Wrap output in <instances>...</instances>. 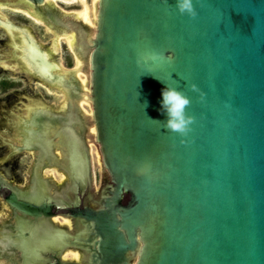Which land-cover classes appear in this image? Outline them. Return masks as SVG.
<instances>
[{"label": "water", "instance_id": "95a60500", "mask_svg": "<svg viewBox=\"0 0 264 264\" xmlns=\"http://www.w3.org/2000/svg\"><path fill=\"white\" fill-rule=\"evenodd\" d=\"M194 7L189 17L175 0H97L81 58L103 184L93 192L87 140L77 183L73 134L64 132L69 162L52 156L74 198L54 188L50 201L35 203L12 184L5 198L16 219L21 212L40 225L64 215L84 228L64 246L86 257L55 256L56 264H264V0ZM165 85L191 98L194 119L183 137L164 126ZM62 208L69 215L55 213ZM4 237L0 257L6 249L11 260L21 249Z\"/></svg>", "mask_w": 264, "mask_h": 264}, {"label": "flooded vegetation", "instance_id": "af4514ba", "mask_svg": "<svg viewBox=\"0 0 264 264\" xmlns=\"http://www.w3.org/2000/svg\"><path fill=\"white\" fill-rule=\"evenodd\" d=\"M55 1L56 0H0V33L2 35L0 38V166L5 165L16 171V168H20L26 164L25 157L21 158L20 155H24V153L31 155L33 156L30 163L31 180H33V177L34 180L36 179V176L34 175L35 168L41 167V172H43L44 166L54 167V165H57L52 155L59 156L62 165H66V162H69L68 147L63 146V142H61L64 141L65 138L59 136V134L52 137L56 144L51 148L49 155H47V145L45 142H42L44 140L42 136L45 134L43 133L41 118H52L55 124L61 126V128L69 125L72 131L67 129V127L60 131L63 133L65 132V135L67 136L66 139L69 138L68 136L70 133L79 137L81 143L77 142L76 145L83 149V142L86 140V130L87 135L93 133L88 130L89 128L87 125L91 113L89 114L82 109L83 103L85 101L89 102V88L88 90L86 88L88 80L86 83H83L77 76V73L81 68L84 70V65H79L77 66L78 68L68 70L63 68L57 61L61 35L68 36V47L76 50L80 57L82 52L85 51L83 47V38L89 26L86 22H82L81 19L85 20L86 8L84 6L80 13L66 12L60 8L58 3L61 5H70L75 1ZM5 11L14 14L17 17L30 19L33 22H42L46 26L49 34L47 47L39 42L41 40L37 37L36 33L30 26L6 15ZM37 43L40 44L37 45ZM42 52L50 62H54L58 65L54 70L55 72L62 73L64 78L73 77V79L68 81L67 84L53 81L56 75L55 72L51 71L52 63H48L47 61L43 62L46 70H44V67L39 70V66L30 62L33 59H35V63H37V61L40 62V60L42 61ZM31 55H34V57ZM46 71L47 74H45ZM42 73H44L43 76ZM40 88H43L46 91L61 93L63 100L58 108H48V106L43 104L39 92ZM31 127L38 130V136L37 132L32 133L33 130H31ZM80 144H82V146ZM58 145L63 147L65 151L64 156L61 155L60 151L57 153ZM85 145L90 149L88 144L85 143ZM5 147L9 152L5 158H1L4 155ZM43 155L45 158L42 160ZM56 170L59 173H62L63 171V169L59 171L55 168V171ZM39 171L40 170L38 169L37 172L39 173ZM16 176L19 175L17 174ZM42 178L48 183L53 182L51 177H44L43 174ZM39 179H41L40 175ZM65 181H67L66 177L64 182L61 181L57 187H54L56 193L60 196L62 195L63 198L67 197L65 194ZM11 184L12 182L8 181L0 173V196L4 202H6L5 198L11 193ZM32 186L33 185H29L24 188L25 191H28ZM50 188L52 190V184L50 185ZM70 195L71 198H74L73 193ZM79 208H82V204L79 205ZM59 211L69 215L70 209L62 208L56 210L55 213L57 214ZM17 215L19 217H24L21 212H18ZM53 219L54 217H52L51 223L49 224H40V228L44 229L48 226L50 228L60 227L68 230L65 225L58 226ZM6 227H10L16 232L15 223L8 224ZM80 231H82V229H80ZM73 232L70 233L75 234V231ZM4 235L5 233H2L3 237ZM67 244L68 243H66V245ZM60 245H62V243ZM60 245L49 252H44V260L51 256L50 264H56L54 257L58 256L59 258H62L61 253L69 248H66L63 245L60 247ZM59 249H61L60 253H58ZM6 252L7 251L2 253V257L7 256L8 253ZM18 252L20 253L19 259L23 261L22 252L20 250ZM76 255L79 259L85 257V254L81 251Z\"/></svg>", "mask_w": 264, "mask_h": 264}, {"label": "rangeland", "instance_id": "374dc122", "mask_svg": "<svg viewBox=\"0 0 264 264\" xmlns=\"http://www.w3.org/2000/svg\"><path fill=\"white\" fill-rule=\"evenodd\" d=\"M72 1H75V2L70 5H61L60 3L58 4L60 8L63 9L64 11L74 12V13H80V11L85 6L86 8L85 20L86 21L82 19L81 21L86 22L88 26L94 25L95 23L94 3L96 0H71L69 2H72ZM5 12H6L5 13L6 15L11 16L13 19L20 20L21 22L30 26L32 30H34V32L36 33L37 37L41 40V41L39 40L38 41L41 42L43 46L47 47L48 42H49V34H48L46 26L42 22L41 23L33 22L30 19L17 17L14 14L7 13V11ZM36 21H39V20H36ZM48 30H49V26H48ZM1 37L2 35L0 33V38ZM67 37L68 36L66 35H61L60 47H59L60 49L57 55V61L60 63V65L63 68H66L68 70H73L74 68H78L77 66L83 65V59L79 56L76 50H73L72 48L68 47ZM88 37L89 39L91 38L90 35ZM88 37H87V40H88ZM70 49H72L73 51ZM31 56L34 57V55H31ZM42 56H43L42 61L40 60V62L37 61V63H35L34 61L35 59H33L30 62L32 64H36V66H39V70H41L42 67H44V70H46L45 69L46 67L44 66L43 62L47 61L48 63H52L51 71L55 72L54 70L56 69L55 68L56 64L54 62H50V60L45 56L43 52H42ZM43 74L44 73H42V76ZM45 74H47V71L45 72ZM55 75H56L55 77L56 79L54 78V80L53 79L51 80L59 82V83L67 84L68 81H71L73 79V77L64 78L63 74L60 72H55ZM77 76L78 78H80V80L83 83H86L88 80L87 79L88 71L83 70V68H81V70H79V72L77 73ZM86 88L88 90V86ZM39 92L41 94V101H43V104L45 106H48V108H53V109L58 108L59 104L63 100V97L60 92L55 93L51 91H46L43 88H40ZM84 103H83L82 109L90 114L91 109L88 106L89 102L85 101ZM88 121H87V125L89 124ZM41 124L43 127V133L45 134L42 136L44 139V140L42 139L43 140L42 142L46 143L47 145L46 150L48 152L47 155H49L51 148L54 147L56 144L52 137L60 133L62 134L63 132L60 131L61 129H65L66 127L67 129H70V131H72V129L70 128L69 125L65 126L64 128H61V126H58L55 124L52 118H45V117L41 118ZM88 128L90 132H94L93 124H89ZM31 130H33L32 133L37 132V136H38V130H35L33 127H31ZM86 140L89 141L88 145L90 147L89 152L91 154V164H92V171H93V192L95 193L97 192V190H99V188L103 184L101 162L99 160L100 154L98 151V146L95 145L93 142L94 141L93 138L87 135ZM67 142L72 145L71 149L69 150L70 162H71L69 168H70L72 176L76 177L77 183L81 184L83 181L82 178L84 177V171H85L84 170L85 164L83 165L85 161V152L83 148L76 145L77 142L81 143L80 138L76 137V135H73L71 139L67 140ZM80 145L82 146V144ZM59 151L60 150L57 149V153ZM8 152H9L8 149L5 147L4 155L1 158H5ZM20 157L21 158L25 157L26 164H24L20 168H16V171L13 168L5 166V165L0 166V173L8 181L12 182L13 185L21 189H24L31 184L30 183L31 181L30 163H31L33 156L24 153V155L22 154L20 155ZM44 158L45 156L43 155L42 160ZM54 167L58 169L59 171L62 170L57 165H54ZM54 167L44 166L43 172H41V169H42L41 167L35 168L34 175L35 176L36 174L38 176L40 175V178L43 181H41V179H38L39 180L38 184L37 185L34 184V187L30 188L28 191L18 190L17 191L18 196L28 199L30 201H33L35 203L41 202V201H50L52 199V195L54 194L53 193L54 186L52 185L53 188L51 190L50 184L42 178V174L44 175V177H51V180L54 182L53 184H55L56 186L61 181L64 182L65 177H66L64 170L62 172L65 175L57 172V170L55 171ZM38 169L40 170L39 173L37 172ZM17 174L19 176H16ZM36 180H37V177H36ZM15 217L16 216L11 215L10 206L6 202H4L2 197L0 196V236H2L3 232L7 233L6 236L9 237V240L11 241V243L17 244L19 246V248L21 249L22 255H23L22 264H36L40 262V260L44 259V256H43L44 252L46 251L49 252L50 250H53L54 248L59 247L61 243L63 246L64 244L66 245L67 240H70V241L74 240L75 236H72L73 234H71L70 232H73V231L76 232L78 227L80 228V226L72 223L71 216H64V215L53 216L54 217L53 221L58 226L65 225L70 232L60 227L50 228L46 226L44 229L40 228L39 223L35 220V218H32V217H27V218L19 217L18 219H16ZM11 223L12 224L15 223L16 232H14L12 228H10L11 226L6 227V225L8 226V224H11ZM82 231L80 230L77 231L78 232L77 234L79 235L80 233H82ZM85 238L88 239L87 236H85ZM88 243L91 244L90 241L88 242V240H85L84 244H88ZM0 244H2L0 245V249L6 247L5 240H3V236L0 237ZM62 245H60V247ZM6 253L9 254L11 252L7 251ZM77 253H79L78 249L67 248L61 253V257L63 259L79 260V258H77V255H76ZM19 254H20L19 252L14 253L11 256V258H13V260H16L18 263H21V260L19 259ZM0 264H13V262L9 260V257L4 256L0 258Z\"/></svg>", "mask_w": 264, "mask_h": 264}, {"label": "clouds", "instance_id": "9594fccd", "mask_svg": "<svg viewBox=\"0 0 264 264\" xmlns=\"http://www.w3.org/2000/svg\"><path fill=\"white\" fill-rule=\"evenodd\" d=\"M176 9L180 14L189 17L196 16L194 0H175ZM195 85L192 88L195 89ZM191 98L175 86L165 85L161 88L160 105L166 114L164 126L171 132L181 134L183 137L189 130L193 122V117L186 112Z\"/></svg>", "mask_w": 264, "mask_h": 264}, {"label": "bare ground", "instance_id": "6f19581e", "mask_svg": "<svg viewBox=\"0 0 264 264\" xmlns=\"http://www.w3.org/2000/svg\"><path fill=\"white\" fill-rule=\"evenodd\" d=\"M96 3H97V1H95V3H94V9H95V10H94V15H95V18H96V14H95V12H96L95 4H96ZM39 44H40V43H37V45H39ZM42 50H43V49H42ZM55 64H56V63H55ZM56 67H58L57 64H56ZM56 67H55V68H56ZM88 96H89V95H88ZM89 100H90V98H89ZM94 131H95V128H94ZM91 134H92V133H91ZM99 160H100V157H99ZM62 173H63V172H62ZM64 173H65V171H64ZM64 173H63V174H64ZM66 178H67V177H66ZM52 183H53V182H52ZM34 184H35V183L32 184V185H33L32 187H34ZM53 185L56 186L55 184H53ZM65 186H66V188H65V194H66L67 197L70 198V197H71V195H70L71 192H70V191L67 192V186H68V182H67V181H65ZM32 187H30V188H32ZM56 187H57V186H56ZM67 193H68V194H67ZM59 196H60V195H59ZM70 199H71V198H70ZM11 213H15V212H13V211L11 210ZM17 214H18V213H17ZM72 223H73V222H72ZM81 229L83 230L82 233H84V232H85V231H84V228L82 227ZM0 245H2V244H0ZM69 248L77 249V248H73V247H69ZM78 250H79V249H78ZM0 251H1V249H0ZM79 251H80V250H79ZM84 254H85V253H84ZM2 256H3V254H2ZM85 257H86V256H85ZM0 258H1V257H0ZM9 260H10V259H9ZM11 260H12L13 264H15L14 261H13V259H11ZM11 260H10V261H11ZM62 260H69V259H63V258H62ZM70 260H75V259H70ZM79 260H80V259H79ZM40 262H41V263H44V262L41 261V260H40ZM38 263H39V262H38ZM38 263H36V264H38ZM41 263H40V264H41Z\"/></svg>", "mask_w": 264, "mask_h": 264}]
</instances>
